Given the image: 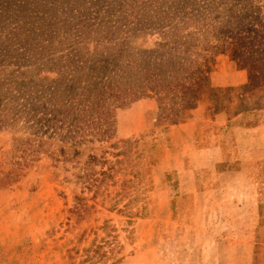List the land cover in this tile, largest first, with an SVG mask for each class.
<instances>
[{
    "label": "rangeland",
    "instance_id": "obj_1",
    "mask_svg": "<svg viewBox=\"0 0 264 264\" xmlns=\"http://www.w3.org/2000/svg\"><path fill=\"white\" fill-rule=\"evenodd\" d=\"M94 107L92 143L43 135V110ZM247 111H264V0H0V264H264V162L253 222L205 193L235 165L218 116Z\"/></svg>",
    "mask_w": 264,
    "mask_h": 264
},
{
    "label": "crops",
    "instance_id": "obj_2",
    "mask_svg": "<svg viewBox=\"0 0 264 264\" xmlns=\"http://www.w3.org/2000/svg\"><path fill=\"white\" fill-rule=\"evenodd\" d=\"M218 118L220 125L233 127L237 150L235 165L226 167L222 173H215L216 171L210 168L212 175L217 177L220 183L218 189L211 191L206 189L205 193L212 197H218V199L211 198V200L218 201V206L222 210L250 211V221L253 222V215H255L258 206L260 164L264 162V111L258 113L254 111L240 112L233 119L220 115ZM201 155L204 156L206 163L210 161L214 165L222 161L221 152L218 148L206 149L201 152ZM181 158L175 156V159L180 163L182 162L180 161ZM166 169H175L178 174L183 175L182 177L188 176L192 172L189 166L186 167V173H184L179 164L178 167L168 168L167 166ZM182 180L183 178L180 176L179 190L183 192L184 187L187 186L189 190L184 193H193L195 184H185Z\"/></svg>",
    "mask_w": 264,
    "mask_h": 264
},
{
    "label": "trees",
    "instance_id": "obj_3",
    "mask_svg": "<svg viewBox=\"0 0 264 264\" xmlns=\"http://www.w3.org/2000/svg\"><path fill=\"white\" fill-rule=\"evenodd\" d=\"M191 98V97H190ZM186 98L183 100L185 102ZM183 102V104H184ZM42 114L44 117L42 127L46 129V132L43 134L46 136L49 132H51L54 136L61 135L64 133V137L66 135L70 136L72 139H77L78 143L86 144L92 143L94 138L101 131V124L99 122L102 120L104 116L101 110H97L95 107L91 108V110H43ZM40 123L41 120L38 119ZM106 122V120H103ZM38 134L34 132L33 135ZM14 142V152H22L25 153L27 151L30 152V155H37L40 152L42 145L45 143L42 142L41 138H27L24 141H19L18 138H13ZM130 140H122L120 142L121 150L117 152V154H112L114 157L118 156H126V153L122 151V148H125L129 144ZM17 146V147H16ZM117 145H112V147H116ZM118 146V147H119ZM25 148V150H23ZM66 149L61 148L60 153L62 155L65 154ZM73 155H78V148H73L71 150ZM98 158L96 156L90 155L87 158L85 163V167L92 171L91 166L95 165L98 162ZM33 161V159L31 160ZM121 162V160L115 161V163ZM122 163V162H121ZM20 165V163H17ZM25 165V164H24Z\"/></svg>",
    "mask_w": 264,
    "mask_h": 264
}]
</instances>
